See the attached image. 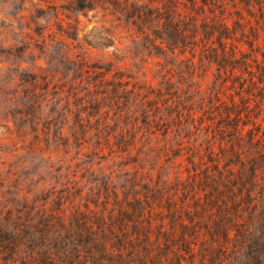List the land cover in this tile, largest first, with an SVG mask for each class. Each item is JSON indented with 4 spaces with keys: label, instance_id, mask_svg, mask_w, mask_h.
Masks as SVG:
<instances>
[{
    "label": "rangeland",
    "instance_id": "rangeland-1",
    "mask_svg": "<svg viewBox=\"0 0 264 264\" xmlns=\"http://www.w3.org/2000/svg\"><path fill=\"white\" fill-rule=\"evenodd\" d=\"M228 1L246 16L251 66L236 74L189 50L172 53L152 41L151 24L139 32L130 10L105 2L78 12V0H0V219L34 202L101 205L137 175L152 186L181 180L166 192L183 197L186 181L202 178L197 168L210 170L209 182L236 172L229 153L241 146L223 109L248 101L242 130L264 132V96L252 83L264 73V0Z\"/></svg>",
    "mask_w": 264,
    "mask_h": 264
},
{
    "label": "trees",
    "instance_id": "trees-1",
    "mask_svg": "<svg viewBox=\"0 0 264 264\" xmlns=\"http://www.w3.org/2000/svg\"><path fill=\"white\" fill-rule=\"evenodd\" d=\"M78 1L73 7L78 12L100 2L115 13L130 10L139 32L152 25V41L159 40L172 53L189 50L220 72L232 68L236 74L251 66L243 46L244 8L234 10L235 16L228 0ZM258 9L264 13V5ZM252 78L261 98L264 73ZM118 91L114 98L123 97ZM235 103L224 106L223 115L231 117L228 124L241 146L229 153L238 154L236 172L219 171L218 179L209 182L210 170L197 168L202 178L193 174L183 197L166 192L184 184L181 180L152 186L137 175L124 195H108L101 205L95 201L68 211L62 202L52 209L34 202L25 214L0 219V264H264V132H244L240 117L250 115L249 104ZM243 141L253 150L249 161Z\"/></svg>",
    "mask_w": 264,
    "mask_h": 264
}]
</instances>
